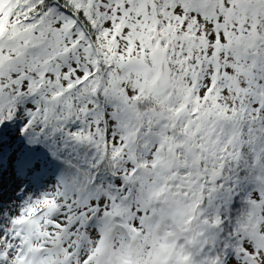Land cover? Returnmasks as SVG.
<instances>
[{
  "label": "snow or ice",
  "instance_id": "1",
  "mask_svg": "<svg viewBox=\"0 0 264 264\" xmlns=\"http://www.w3.org/2000/svg\"><path fill=\"white\" fill-rule=\"evenodd\" d=\"M0 264H264V0H0Z\"/></svg>",
  "mask_w": 264,
  "mask_h": 264
}]
</instances>
